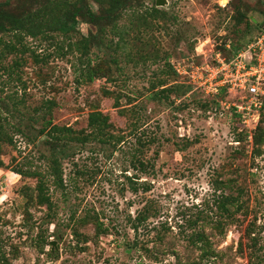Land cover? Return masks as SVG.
Masks as SVG:
<instances>
[{"label": "rangeland", "instance_id": "obj_1", "mask_svg": "<svg viewBox=\"0 0 264 264\" xmlns=\"http://www.w3.org/2000/svg\"><path fill=\"white\" fill-rule=\"evenodd\" d=\"M139 1L144 9L155 6L165 12L153 31L144 33L155 52L149 50L145 62L137 64L116 54L112 82L96 79L78 84V54L58 56L41 39L24 42L41 58L49 55L46 64L35 63L27 53L26 61L12 73L0 66V114L9 122L6 127L13 138L11 145L0 143L4 164L0 231L2 239L18 249L12 264L264 263V154L251 156V148L238 139V121L220 108L207 88L190 78L185 77L190 90L180 97L170 94L165 100L150 90L163 79L175 83L163 72L166 55L170 63L184 61L186 70L195 71L187 62L193 58L194 66L200 65L202 56L196 57V49L206 50L214 63L215 48L225 39L230 47L229 40L236 39L231 32L230 0H159L160 6L157 0ZM235 3L248 14L256 6V0ZM127 22L124 18L120 24ZM77 29L86 35L92 27L80 23ZM102 56L94 49L90 52L95 61ZM220 57L232 58L223 52ZM13 59L8 56L3 65L9 68ZM104 90L113 95L105 96ZM13 99L27 107L54 101L53 124L77 131L87 128L88 114L96 106L109 117L115 133L125 137L113 154L112 147L97 142L71 144L67 153L72 155L60 161L63 187L53 185V177L47 176L52 209L31 207L30 219L23 216L19 190L34 187L35 180L12 171L38 169L45 174L50 170L49 151L44 135L30 141L38 125L24 127L26 119L18 112H4L3 104L11 109ZM138 137L142 145L135 144ZM149 139L153 142L143 144ZM135 148L142 151L147 174L130 166ZM133 175L138 178L130 184L127 177ZM220 181H228L227 188L218 187ZM221 192L238 195L249 207V216L219 217L214 200ZM145 209L148 218L135 232L130 221ZM254 216L256 225L251 227ZM93 219L106 234L96 236ZM249 227L254 229L250 237L255 243L245 234ZM195 233L202 234L204 241L192 242ZM39 235L46 241L38 240Z\"/></svg>", "mask_w": 264, "mask_h": 264}, {"label": "trees", "instance_id": "obj_2", "mask_svg": "<svg viewBox=\"0 0 264 264\" xmlns=\"http://www.w3.org/2000/svg\"><path fill=\"white\" fill-rule=\"evenodd\" d=\"M236 1L230 0L229 3L232 7L231 19L233 20L231 32L236 39L229 40V48L226 47L227 39H225L222 46L214 50V53L219 55H221V52L229 53L232 58L244 49L261 32L264 26V22L260 23L264 20V0H256L255 8L251 9L253 14L246 13L240 3H235ZM91 4H94L96 9H93ZM254 14L262 19L257 20ZM124 18L128 22L120 24V21ZM164 18L165 12L162 9L155 6L144 9L139 0H3L0 1V66L5 70L11 68L12 73L15 68L21 65V62L26 61L25 56L27 53L30 55L29 59H32L35 63L46 64L49 55L41 58L24 42L25 38L41 39L50 43L58 56L65 57L66 55L78 54L76 56L79 64L77 69L79 72L78 84H91L96 79H105L112 82L114 78L112 77L113 68L111 65L118 63L116 54L121 53L131 63L145 62L147 55L150 53L149 50H151V53H154L155 50L148 38L144 37V33L153 31L154 27L157 26V22ZM80 23L90 25L92 30H89L86 35H82L77 29ZM254 31L257 33L253 36ZM115 38H117L116 41ZM92 49L103 54V56L98 57L96 61L91 59L90 52ZM8 56L14 59L12 64L8 66L9 68H6L3 61ZM225 60L229 61V59ZM213 62V64L216 63ZM164 67L165 71L163 72L168 76H173L175 83L170 85L166 79H163L156 84H152L150 90L155 91L154 96L168 100L170 94L177 97L185 95L190 90V85L186 84L185 77L178 75L167 55L164 58ZM40 70H42V67H40ZM177 78L182 79V81L177 82ZM104 94L111 97L113 92L104 90ZM212 96L221 108L220 104L225 100V89ZM262 103L259 121L252 132L250 145L247 141L246 132L244 130L238 131V127L236 129L238 139L242 140L247 147L251 146L252 157L264 154L262 149L264 147V98ZM21 105L23 109L19 107ZM54 106H56L54 101H45L41 105L27 107L23 101L16 99L12 100L11 109L8 105L3 104L4 112H18L21 119H26L27 123L24 124V127L39 126L36 136H32L30 141L44 135L46 137L45 145L49 151L47 158L49 159L50 170L45 174L38 169L24 171L19 168L12 171L21 178L35 180L34 187L23 186L19 190V194L24 199L23 216L25 219L31 218V207L36 209L45 207L49 212L52 209L47 176L53 177L55 182L53 185L63 187L60 161L72 155L67 153L71 144L83 146L90 142H97L102 146L112 147L111 153L113 154L114 150L125 142L123 135L115 133L109 117L99 111L96 106L88 114L87 128L79 131L70 126L53 124L52 110ZM233 117L235 118L236 115H233ZM6 120L0 114V143L11 145L13 144V138L8 133L6 126L9 125V122ZM13 129L16 133L24 134L20 127H13ZM152 142V139H149L143 144ZM135 144L142 145L141 137L136 138ZM1 150L0 144V156L2 154ZM134 150L130 154L131 168L137 172L147 174V164L140 159L141 155H139L142 154L141 149L135 148ZM136 152L138 153L136 154ZM2 167H4V164L0 160V168ZM136 176L127 177V181L134 184V180L138 178ZM218 184V187L224 189L227 188L228 181L227 183L220 181ZM133 190L136 191L137 189L134 188ZM214 202L219 217H235L238 214L245 217L249 216V207L239 201L238 195H225L221 192ZM46 216L50 218V213ZM147 218L146 209L139 212L130 221L132 229L136 232ZM255 222L256 217L254 216L251 227L256 225ZM92 223L97 237L100 234L107 233V230L103 229L101 223L96 219H93ZM251 227L246 228L245 234L255 243L256 239L250 237L254 232ZM38 240L41 242L46 241L44 235H39ZM191 241L195 243L202 242L204 237L200 233H195L191 235ZM17 257V247L8 243L6 239H2L0 231V264H12V261Z\"/></svg>", "mask_w": 264, "mask_h": 264}, {"label": "built area", "instance_id": "obj_3", "mask_svg": "<svg viewBox=\"0 0 264 264\" xmlns=\"http://www.w3.org/2000/svg\"><path fill=\"white\" fill-rule=\"evenodd\" d=\"M195 55L202 56L199 66H194L193 58H190L193 62H187L191 63V68L194 67L195 71L186 70L184 61L173 63L175 71L181 77H188L198 86L207 88V92H210L208 94L215 95L225 89V100L221 102V108L229 110L231 116L236 115L238 131L246 132L250 145L264 98V26L261 32L229 61L219 54H214L216 63L213 64L211 56L206 55V50L196 49Z\"/></svg>", "mask_w": 264, "mask_h": 264}, {"label": "water", "instance_id": "obj_4", "mask_svg": "<svg viewBox=\"0 0 264 264\" xmlns=\"http://www.w3.org/2000/svg\"><path fill=\"white\" fill-rule=\"evenodd\" d=\"M161 4H160V2H159V0H157V6H160Z\"/></svg>", "mask_w": 264, "mask_h": 264}]
</instances>
